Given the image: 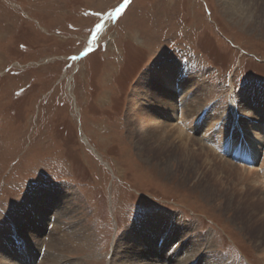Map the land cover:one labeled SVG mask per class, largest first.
Listing matches in <instances>:
<instances>
[{
    "label": "rangeland",
    "instance_id": "374dc122",
    "mask_svg": "<svg viewBox=\"0 0 264 264\" xmlns=\"http://www.w3.org/2000/svg\"><path fill=\"white\" fill-rule=\"evenodd\" d=\"M228 1L241 6L226 0H0V223L24 200L66 187L80 207L57 223L77 219L78 227H86L89 250L71 242L64 247L82 264H114L135 223L153 227L144 229V239L127 238L153 262L158 252L165 258L167 243L176 251L168 259L174 262L186 252L193 254L186 264H208L214 253L224 264H264V238L254 232V221H264V166L257 179L244 171L248 166L231 161L235 167L226 168L232 180L218 168L224 163L210 155L204 177L184 166L189 161L145 153L132 124L136 93L155 101L156 90L146 86L152 79L162 82L156 66L186 61L206 80L202 104L213 117L207 135L226 159L236 155L216 134L218 123L229 131L232 93L241 119L248 118L244 110L252 111L261 132L264 99L249 101V92L242 93L249 87L264 93V0ZM95 23L104 27L93 41ZM155 102L158 114L168 118L166 105ZM174 121L166 122L168 131ZM201 129L196 126L192 137L202 136ZM176 135H170L172 144L183 146L186 137ZM258 211L252 223L243 218ZM127 240L132 254L136 248Z\"/></svg>",
    "mask_w": 264,
    "mask_h": 264
},
{
    "label": "bare ground",
    "instance_id": "6f19581e",
    "mask_svg": "<svg viewBox=\"0 0 264 264\" xmlns=\"http://www.w3.org/2000/svg\"><path fill=\"white\" fill-rule=\"evenodd\" d=\"M229 3L232 4L231 7L233 8L241 6L239 1H236V3L233 4V2L226 0V4L229 5ZM156 68H158L159 72L162 74L163 80L162 82H158L152 79L148 82L146 88L151 92L153 88L156 90L153 99L157 101V103L161 102L163 106L166 105L169 110V113L166 114L168 115V118L161 117L158 114V111L160 112V106H156L155 101V103L150 102L144 97H141L142 95L140 92L136 93L138 97L134 98L131 104V106L134 104L131 109L132 116L135 117L132 124L136 126L135 133L139 138V143L141 142L144 144V152L147 154L152 153V155L163 161H169L170 159H173V157L178 160L180 159V163L189 161V164L184 166H187V168H191V166L196 167L197 171H202L204 177L207 171L206 167L204 168L203 165L206 163V160L209 159V156L213 155L214 157L219 158L218 161L224 163V165L218 168L221 172L226 174L227 178H231L232 175V180L235 179L233 173H231V169L226 168L227 166L235 167L232 165L233 163H231V161H233L238 164L241 163L243 166H248L244 168V171H246L248 175L250 173H255L258 179V177L261 176L258 169L260 166H264L263 163L260 165L259 162L261 161L258 160L259 154L262 148H264L262 146L264 142V134L262 132L264 129V123L261 122L262 130L260 132L257 123L258 119L254 117L252 111L245 113L244 110V116H247L248 118L245 120L241 119L238 111V101L236 102L237 96L235 93H232L230 101L233 116L230 122L231 125L228 127L229 131L222 129L220 123H218L217 126L219 129L216 134L219 139L218 142L227 145V148L236 155L234 158L230 157L229 159H226V154H223L221 150L220 153L219 150L216 149L217 145L215 146V144H213V139H211V137L209 138V135H207L210 131V122L213 117L211 118L209 106L202 104L205 100V96L207 97L208 86L205 84L206 80L198 79L196 75L197 73L194 71V65L186 61L175 63L168 62L163 65H157ZM194 72L197 78H195ZM166 85L172 90L166 88ZM185 86L187 89H185ZM174 89H179V94L174 91ZM246 92H249L247 97L250 98L249 101L258 100L257 98L264 99V93L260 96L252 90V87L245 88V92L242 93V96H244V94L246 95ZM182 93H184V95H181ZM249 101V105L247 104L248 107L253 108L255 104H252ZM176 102H180L185 108L182 107L183 109H179L177 106L174 107L175 105L172 104ZM154 108H157V110ZM192 115L193 117L190 118ZM170 118L176 121V123H173L174 127H172L177 133L175 138L179 137L181 139L186 137V141H183L184 143H182L183 146H180L179 144L173 145L172 143H174V139H169L171 138V133L175 134L172 129L168 131L166 128V122L169 121ZM201 124L204 126V129H201L202 133H200L202 136L194 134V137H192L194 128ZM239 129L242 132L241 135L238 133ZM190 145H197L198 148L196 147L192 150ZM203 154H206V159H203ZM220 156L225 159H222ZM243 160L246 161L245 163L247 165H245ZM209 161L211 162L212 160L209 159ZM255 168H257V171ZM262 177L264 178V173ZM229 199L231 200L233 198ZM52 200L54 203L50 204L49 201ZM72 200L73 193L70 192L69 189L66 187H55L48 191L39 192L35 195L34 200H24V203H19L11 210V212H7L0 223V264H82V262L73 260L68 255H65L64 253L66 249L64 247L67 245L65 243L68 242L69 244V242H71L72 244H75L74 248L77 250H87L88 243L85 240L87 237V234H85L86 227L82 225L78 227L79 221L77 222V219H71L69 222H64L63 224L57 223L61 216L67 213H73L79 209L80 205L74 203ZM57 204L59 205L57 206ZM49 208H51V212L49 211ZM261 210L264 212V204L262 205ZM238 211L240 212L241 217L244 216L242 208L238 207ZM259 212L261 211L243 218L246 219L247 222H251L253 216H257ZM4 219L6 222L5 224H3ZM254 222L258 225L257 228H255V234L264 238V221L261 224H259L258 220H255ZM133 227L135 230L134 233L132 231L129 232L128 237L123 239L119 244V250H116L115 258L113 259L112 257L114 264H186L191 259L190 257H193V254L189 255L184 252V257H179L175 262L173 260H168L173 258L176 251L174 250V252L173 250H170L171 248H168V244L166 243L165 252L167 257L165 255L164 258L163 254V257H161V252H158V248L156 247L155 251L158 252L156 262L158 261V263L153 262L152 260H147V252L139 247V245L131 243L127 238L130 236L131 238H134V240H138L140 236L144 239L146 237L145 232H143L144 229H152L153 227L152 225L140 227V224L137 223L133 224ZM126 240L130 247L136 248L132 250V254L130 251H127V247L123 244ZM203 243L204 242H202L201 238L197 236L195 245L201 247ZM211 250L213 251V249ZM190 253L193 252L191 251ZM194 257L196 256L194 255ZM182 259L184 260L182 261ZM224 263L222 256L219 257L215 253L209 254L208 264Z\"/></svg>",
    "mask_w": 264,
    "mask_h": 264
},
{
    "label": "snow or ice",
    "instance_id": "6c2138e0",
    "mask_svg": "<svg viewBox=\"0 0 264 264\" xmlns=\"http://www.w3.org/2000/svg\"><path fill=\"white\" fill-rule=\"evenodd\" d=\"M128 3V0H124V4H127ZM121 8H123V5H121L119 8H116L115 11L117 13H119L121 11ZM104 25L103 23H95V28L93 30V32L91 33V37H92V40L95 41L97 39V33H99L101 31V29H103ZM95 33V35H94Z\"/></svg>",
    "mask_w": 264,
    "mask_h": 264
}]
</instances>
